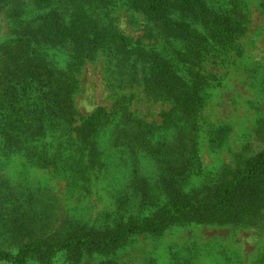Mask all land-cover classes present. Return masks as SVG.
I'll list each match as a JSON object with an SVG mask.
<instances>
[{"label":"rangeland","instance_id":"1","mask_svg":"<svg viewBox=\"0 0 264 264\" xmlns=\"http://www.w3.org/2000/svg\"><path fill=\"white\" fill-rule=\"evenodd\" d=\"M125 1L110 6L114 24L150 53L124 63L110 58L116 55L110 48L76 74L80 117L99 108L112 115L92 161L61 145L62 113L48 100L37 93L33 100L19 96L31 86L0 88L3 100L13 98L0 108V118L17 129L38 123L34 131L15 132L17 145L0 134V250L10 248L12 219L29 232L66 233L78 225L109 236L174 203L202 201L264 153V0H203L207 9L176 11L185 35L156 28ZM8 22L0 15V48L15 40ZM157 53L165 70L159 82L145 61ZM48 56L65 69L66 50ZM175 81L191 98L174 93ZM124 122L146 127L145 147L109 139ZM248 211L228 209L219 220L188 219L137 232L104 251L62 250L46 264H264V204ZM27 264L43 263L31 254Z\"/></svg>","mask_w":264,"mask_h":264},{"label":"trees","instance_id":"2","mask_svg":"<svg viewBox=\"0 0 264 264\" xmlns=\"http://www.w3.org/2000/svg\"><path fill=\"white\" fill-rule=\"evenodd\" d=\"M202 1L126 0L125 5L130 10L146 15L156 28L185 35L186 27L175 23L173 15L176 11L197 12L204 10V7L207 9ZM115 4L113 0H0V15L9 19L8 24L15 35L14 41L0 48V88L7 84H12L10 89L17 85L31 86L29 92H19V96L33 100L37 93L41 99L48 100L58 113H62L66 131L61 136V145L64 143L65 150L74 149L86 155L89 162L98 151L100 139L111 123L112 115L105 108H99L90 116L80 117L74 102L79 87L76 74L98 52L110 48L116 51V55L110 58L124 63L136 53L141 57L149 56L150 53L139 42L134 43L120 33L110 15V6ZM59 49L68 53L65 69H59L48 56L50 50ZM145 61L150 73L153 72L155 80L159 82L157 78H161V72L165 71L163 60L157 53L154 58L151 56ZM169 77L170 80L175 79ZM35 82L38 83L36 88L32 87ZM144 82L147 83V79ZM173 87L175 94L184 93V100L191 98L190 90L182 88L178 81L174 82ZM11 100L12 97L3 100L0 96V108H6V102ZM2 114L0 112V116ZM37 125V122H33L17 129L13 123L0 118V134L6 143L15 142L17 145L16 139L20 137L15 132L34 131ZM39 127L42 125L39 124ZM134 127L130 122L117 124L115 132H110L109 139L116 138V142L126 140L124 144L134 143L145 147L148 141L144 138L146 127L140 130ZM235 178L229 185L216 187L202 201L183 200L174 203L169 211L150 219L127 223L109 236L78 225L70 227L66 233L59 228L48 231L44 227L29 232L12 219L14 235L8 241L10 248L0 250V262L27 264L32 254L46 264L62 250L88 247L104 251L137 232L161 231L171 224L188 219L219 220L226 216L228 209L237 214H247L249 208L264 204V153L252 159L247 169L239 171Z\"/></svg>","mask_w":264,"mask_h":264}]
</instances>
